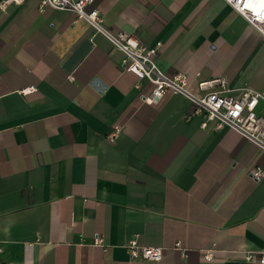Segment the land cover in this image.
<instances>
[{
	"label": "crops",
	"instance_id": "crops-1",
	"mask_svg": "<svg viewBox=\"0 0 264 264\" xmlns=\"http://www.w3.org/2000/svg\"><path fill=\"white\" fill-rule=\"evenodd\" d=\"M94 4L108 27L161 42V69L195 93L264 89V37L227 0ZM123 57L73 10L0 12V264H262L264 178L250 169L264 149L205 126L183 93L147 103L155 84ZM132 238L163 258H132Z\"/></svg>",
	"mask_w": 264,
	"mask_h": 264
},
{
	"label": "built area",
	"instance_id": "built-area-1",
	"mask_svg": "<svg viewBox=\"0 0 264 264\" xmlns=\"http://www.w3.org/2000/svg\"><path fill=\"white\" fill-rule=\"evenodd\" d=\"M26 0H0V12L11 4H22ZM231 7L243 15L264 37V0H227ZM95 0H39L40 10L47 7L70 9L76 12L79 18L86 19L93 27L95 33H102L123 52L124 57L121 67L135 73L139 79H147L155 84L151 95L144 96V101L153 103L159 101L167 92H180L190 97L194 112L203 115L205 126L209 121L215 122V128H233L247 139L264 149V89L244 86L237 93L215 89L205 94L195 93L190 89L188 74L178 72L173 75L164 72L158 63V53L161 42L155 46L147 45L140 39L124 31H116L105 23L103 10L94 4ZM214 79L200 82L202 88H207L210 82L224 81ZM35 85H30L22 90L23 93L36 90ZM122 130L120 124L114 125L109 133V139L115 141ZM250 176L259 181L264 178V166L255 165L250 169ZM94 241L104 243V238L96 234ZM175 247L182 249L181 242L177 241ZM163 245H140L136 238L128 243V252L135 259L161 260L164 256ZM254 253H248L247 259H252ZM215 253L209 250L204 253V259L212 262ZM264 264V253L259 259Z\"/></svg>",
	"mask_w": 264,
	"mask_h": 264
}]
</instances>
